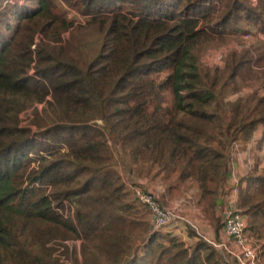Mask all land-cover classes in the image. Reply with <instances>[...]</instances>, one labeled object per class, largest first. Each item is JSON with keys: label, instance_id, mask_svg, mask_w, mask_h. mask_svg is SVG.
I'll return each mask as SVG.
<instances>
[{"label": "trees", "instance_id": "trees-1", "mask_svg": "<svg viewBox=\"0 0 264 264\" xmlns=\"http://www.w3.org/2000/svg\"><path fill=\"white\" fill-rule=\"evenodd\" d=\"M199 39L238 45L214 66ZM259 127L264 0H0V264H230L190 226L150 232L114 147L168 184L161 207L194 184L221 241L233 149ZM233 187L264 264V166Z\"/></svg>", "mask_w": 264, "mask_h": 264}, {"label": "rangeland", "instance_id": "rangeland-1", "mask_svg": "<svg viewBox=\"0 0 264 264\" xmlns=\"http://www.w3.org/2000/svg\"><path fill=\"white\" fill-rule=\"evenodd\" d=\"M66 14L70 19H72L74 22H77L78 24L79 23L84 24L87 20V18L79 15L72 9L71 10L68 9L66 11ZM249 30L250 33L254 32V27H249ZM243 39L245 41H249V38L244 37ZM213 41L214 42H211L208 45L206 44L204 46V41L202 39L201 40L199 39V41L196 42L197 46H195L194 50H196L197 47L201 48L199 51H196L199 56V59L200 60L202 59L203 62L208 65H214V66L222 64L224 57L223 55L227 54V51L230 47H237L238 45V43L236 42L237 40L235 39H231L229 40V42L226 41V43L225 42L218 43L216 42V40ZM263 134H264V128L259 127V130L257 131L255 135V139L252 141V143H250L249 145L238 144L233 149L232 161H231L233 172H232L231 182L225 184L220 194V200L223 203L232 201L228 197L235 196L234 194H236V192H234L235 190L233 187L235 186L236 180L241 175L245 174L254 163H258L260 166H264V141H261ZM259 140L261 141L259 145L260 147L257 144ZM114 153L116 157L115 166L120 172L123 181L125 183V186L128 189V192L130 193V199L135 198L133 195V187L136 186L146 189L154 196H161L164 193L166 194L165 189L167 188L168 184L164 180H162L159 176H153V174H149L146 171H142L140 174H138L135 168L134 169L132 168L133 166L129 158L122 156L120 150L117 147H114ZM196 193H197L196 186L194 184L186 183L181 186L180 192L177 196L175 197L172 196V198L169 197L167 199V205H165L164 207L166 208L171 207L178 209L181 217L186 218L196 226L197 228L196 232L204 236L213 238L210 235L209 228L205 226L206 223L203 219L199 207L196 205V196H197ZM138 209L140 211V214L144 218H147L146 220H148L149 214L147 210H145L143 206L138 207ZM173 224L177 225V227L176 226L174 227ZM173 224L168 225L169 227L172 228L171 231L186 239L183 230L185 229V227H187V224L183 222H175ZM225 237L226 236L224 235V238ZM222 254L224 255V253ZM229 260L231 261L230 264L232 263L235 264V262L231 258H229Z\"/></svg>", "mask_w": 264, "mask_h": 264}, {"label": "built area", "instance_id": "built-area-1", "mask_svg": "<svg viewBox=\"0 0 264 264\" xmlns=\"http://www.w3.org/2000/svg\"><path fill=\"white\" fill-rule=\"evenodd\" d=\"M245 37L249 38V34ZM133 195L149 214L150 232L158 231L175 222H183L196 231V226L186 218L181 217L178 209L161 207L149 191L136 186L133 187ZM221 212L225 240L216 241L214 238L196 233L213 248L224 253V256L231 258L235 264H263L255 247L252 246L251 239L245 232L246 220L236 209L235 202H227Z\"/></svg>", "mask_w": 264, "mask_h": 264}, {"label": "crops", "instance_id": "crops-1", "mask_svg": "<svg viewBox=\"0 0 264 264\" xmlns=\"http://www.w3.org/2000/svg\"><path fill=\"white\" fill-rule=\"evenodd\" d=\"M259 130V129H258ZM257 130V131H258ZM257 131H256V133H257ZM256 133L254 134V138H253V140L255 139V135H256ZM252 140V141H253ZM252 143V142H251ZM250 144V143H249ZM248 144V145H249ZM233 172V171H232ZM247 173V172H246ZM244 175V174H243ZM242 176V175H241ZM229 182H231V178H229V181H228V183ZM235 184H236V182H235ZM235 192V191H234ZM235 196H231V197H228V198H230V200H232V201H234L235 202V200H236V194H234ZM225 197V196H224ZM218 204H219V209H220V211L222 210V208L224 207V205L226 204V202L225 203H223L221 200H220V197H219V199H218ZM223 204V205H222ZM149 219V218H148ZM205 221V220H204ZM205 223H206V227H208L209 228V232H210V235H211V237H213V232H212V230H211V228H210V226L208 225V223L205 221Z\"/></svg>", "mask_w": 264, "mask_h": 264}]
</instances>
